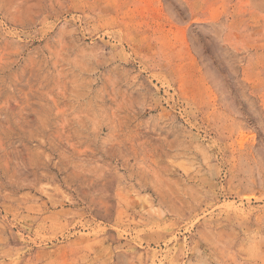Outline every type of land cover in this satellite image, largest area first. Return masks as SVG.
<instances>
[{"label": "rangeland", "instance_id": "rangeland-1", "mask_svg": "<svg viewBox=\"0 0 264 264\" xmlns=\"http://www.w3.org/2000/svg\"><path fill=\"white\" fill-rule=\"evenodd\" d=\"M0 264H264V0H0Z\"/></svg>", "mask_w": 264, "mask_h": 264}]
</instances>
